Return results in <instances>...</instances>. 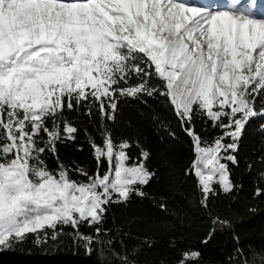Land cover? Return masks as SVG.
<instances>
[{
    "label": "snow or ice",
    "instance_id": "obj_1",
    "mask_svg": "<svg viewBox=\"0 0 264 264\" xmlns=\"http://www.w3.org/2000/svg\"><path fill=\"white\" fill-rule=\"evenodd\" d=\"M149 99L171 107L191 140L185 175L196 178L199 204L210 210V198L221 193L234 199L242 185L232 179V166H239L246 125L264 117V0H0V252L24 253L32 244L55 253L68 238L73 255L82 247L100 264L109 253L120 264H137L113 244L120 238L124 248L121 237H132L140 218L127 219L124 231L112 207L128 208L136 198L152 199L165 214L149 222L153 230L190 225V215L170 211L166 197L157 200L145 190L169 175L149 167L150 150L114 135L124 109L136 108L176 138ZM66 112L90 121L99 114L101 142L84 129L94 172L60 158L58 144L74 142L78 134ZM197 119L205 125L203 135ZM209 122L217 130L211 138ZM133 143L138 157L129 154ZM169 147L163 144L162 157ZM259 175L264 179V171ZM261 195L264 189L257 187L253 199ZM247 211L258 209L250 205ZM109 216L114 235L105 227ZM212 224L204 244L216 226L232 228L219 216ZM85 226L91 234L81 231ZM134 238L152 246L150 236ZM235 251L243 256L242 248ZM201 255L185 251L179 264ZM252 256L243 264H264V252L253 248Z\"/></svg>",
    "mask_w": 264,
    "mask_h": 264
},
{
    "label": "trees",
    "instance_id": "obj_2",
    "mask_svg": "<svg viewBox=\"0 0 264 264\" xmlns=\"http://www.w3.org/2000/svg\"><path fill=\"white\" fill-rule=\"evenodd\" d=\"M149 103L166 123H171V129L176 134L175 139L169 136L167 130L143 119L136 108L124 109L114 129V135L117 138L123 136L138 140L141 146L150 150L152 155L148 161L149 167L159 169L161 172L167 171L169 175L159 183L150 182V186H146L145 190L157 200L162 196L166 197L170 211L187 213L192 220L189 226L175 232L153 230L149 227V222L165 214L152 199L136 198L128 208H124L123 205H113L116 222L124 231L128 230L125 223L127 219L140 218L133 224V236L121 237L125 247H121L120 238H118L114 241V249L128 255L130 260H136L137 264H179L182 253L191 250H198L202 255L198 260L188 261L187 264H243L244 257H247L249 261L253 259V248L257 252H264V195L253 199L257 187L264 189V179H261L259 175L264 171V160L261 159L264 157V131L260 129V125L264 123V117L253 118L246 125L238 154L239 166H232V179L242 187L235 194L234 199L222 193L211 197L210 210H208L199 204L201 193L197 188L196 178L191 174L185 175L193 159L190 138L181 130L171 107L164 108L152 99H149ZM140 108L145 112L149 111L143 105H140ZM65 114L76 122L78 134L76 141L58 144L60 158L68 164L75 161L94 172L95 159L84 129L87 128L100 143L101 138L97 132L100 123L99 114L96 113L91 121L87 115L78 116L75 112ZM207 128L209 138L217 134V130L211 128L210 122ZM196 129L202 135L205 134V125L201 119L196 120ZM165 143L170 147L165 150L162 157L160 152ZM129 154L133 157L139 156V148L135 143L130 148ZM48 163L50 167H56V161L51 156ZM249 163L252 164L251 170L248 168ZM104 167H107L106 163ZM73 176L76 179L82 178L75 173ZM250 205L257 207L258 211L255 214L248 213L247 209ZM216 216L232 221V228L216 226L213 238L209 243L204 244L202 240L213 229L212 220ZM105 227L113 229L112 234H115L111 216L107 219ZM65 231H71V229L66 228ZM81 231L85 234L92 233V229L86 226L82 227ZM137 236H150L153 241L152 246L149 247L142 240L134 238ZM236 236H239V242L235 239ZM65 244L63 251L48 254L32 244L26 246L24 253L0 252V264H49L58 260L66 264H100L95 252L92 253L91 258L86 257L81 247L76 249L78 254L73 255V249L70 247L71 239L66 238ZM237 247L243 249V256L235 251ZM134 248L139 250L133 255ZM108 255L109 261H105V264H120V261L111 253ZM230 256L233 258L231 261Z\"/></svg>",
    "mask_w": 264,
    "mask_h": 264
},
{
    "label": "water",
    "instance_id": "obj_3",
    "mask_svg": "<svg viewBox=\"0 0 264 264\" xmlns=\"http://www.w3.org/2000/svg\"><path fill=\"white\" fill-rule=\"evenodd\" d=\"M49 264H66V263H64V262L61 261V260H58V261H52V262H50Z\"/></svg>",
    "mask_w": 264,
    "mask_h": 264
}]
</instances>
